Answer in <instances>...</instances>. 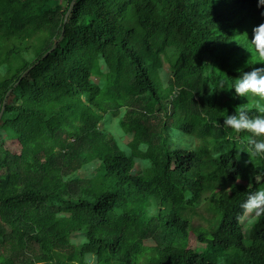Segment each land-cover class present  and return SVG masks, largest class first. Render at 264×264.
<instances>
[{
  "label": "trees",
  "instance_id": "1",
  "mask_svg": "<svg viewBox=\"0 0 264 264\" xmlns=\"http://www.w3.org/2000/svg\"><path fill=\"white\" fill-rule=\"evenodd\" d=\"M72 1L0 0V111L64 27L0 118L20 143L0 138V264H264V213L246 234L239 207L264 186V155L222 125L252 103L230 87L264 66L248 43L264 5L76 0L65 22Z\"/></svg>",
  "mask_w": 264,
  "mask_h": 264
},
{
  "label": "clouds",
  "instance_id": "2",
  "mask_svg": "<svg viewBox=\"0 0 264 264\" xmlns=\"http://www.w3.org/2000/svg\"><path fill=\"white\" fill-rule=\"evenodd\" d=\"M264 5V0H257V7ZM264 16V11L261 12ZM249 48L254 52L253 60L264 62V22L253 28V37ZM234 96L250 97L252 103L247 108H241L227 114L223 126L235 132L250 133L247 138L248 151L252 154L264 155V66L242 72L231 82ZM254 110L255 114H250ZM239 207L244 211H254L257 216L264 213V187L247 193Z\"/></svg>",
  "mask_w": 264,
  "mask_h": 264
},
{
  "label": "rangeland",
  "instance_id": "3",
  "mask_svg": "<svg viewBox=\"0 0 264 264\" xmlns=\"http://www.w3.org/2000/svg\"><path fill=\"white\" fill-rule=\"evenodd\" d=\"M138 50L140 52L143 53L142 48L138 45L137 46ZM114 52V51H112ZM160 77L161 79L159 80V85H160V91L166 96L168 97V79L170 77V72H169V66L167 64H165V67L162 69L161 73H160ZM95 82L99 83V84H103V80L99 79L97 77L94 78ZM166 105L168 108V111L171 112V107L168 103V101H166ZM102 127L105 129L106 132H110L114 135V137L117 139L119 145L123 148V149H127L128 148V143L131 141L132 139V135L131 134H127L123 128L121 127L120 123H119V119L118 118H113L111 117L109 114L105 115V120L102 123ZM0 138H3L4 140H6L7 142H9V148L13 151H17L20 149V143L18 140L16 139H12L7 137V133L3 132L0 130ZM198 141L194 140L192 141V145H197ZM140 168L142 170L143 168V164L140 163ZM260 187H264V186H259ZM205 196H210V192H207L205 194ZM207 203H209V201L207 200H203V202L198 206L197 208V213L195 214V221L196 222H200L203 225H206V223H208V218L212 215V212H210ZM256 218V214L254 211H246V214L244 216V218L242 219V222L244 224V230L246 234H249L251 226L253 224V222L255 221ZM76 239H78V237H75ZM197 244H199L197 242L196 239L192 238L191 239V246H197Z\"/></svg>",
  "mask_w": 264,
  "mask_h": 264
},
{
  "label": "water",
  "instance_id": "4",
  "mask_svg": "<svg viewBox=\"0 0 264 264\" xmlns=\"http://www.w3.org/2000/svg\"><path fill=\"white\" fill-rule=\"evenodd\" d=\"M75 2L76 0H73L72 3H71V6L68 10V12L66 13L65 15V22L67 21V18L69 16V14L72 12V9L75 5ZM64 36V27H63V31H62V34L60 35V37L54 42V44L42 55L41 57V60L37 61L34 66H32L29 70H27L22 78L19 80V82H17V84L14 86L13 89L10 90L9 93H6L7 95H5L4 99H3V102H2V107H1V111H0V118H1V115H2V112H3V109H4V106H5V103H7V101H9V98H10V95L12 94V92L15 90V88H17L19 86V84L21 83V81L35 68L37 67L38 65L41 64V62L44 60V58L46 56H48L56 47H57V44L59 42V40H61Z\"/></svg>",
  "mask_w": 264,
  "mask_h": 264
}]
</instances>
